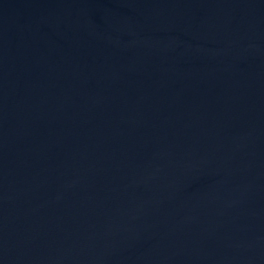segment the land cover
Returning a JSON list of instances; mask_svg holds the SVG:
<instances>
[{"label":"water","instance_id":"obj_1","mask_svg":"<svg viewBox=\"0 0 264 264\" xmlns=\"http://www.w3.org/2000/svg\"><path fill=\"white\" fill-rule=\"evenodd\" d=\"M0 264H264V0H0Z\"/></svg>","mask_w":264,"mask_h":264}]
</instances>
